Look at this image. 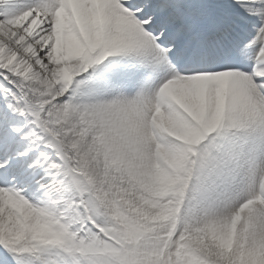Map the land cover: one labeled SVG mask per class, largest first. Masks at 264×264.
Segmentation results:
<instances>
[{
    "label": "snow or ice",
    "instance_id": "snow-or-ice-1",
    "mask_svg": "<svg viewBox=\"0 0 264 264\" xmlns=\"http://www.w3.org/2000/svg\"><path fill=\"white\" fill-rule=\"evenodd\" d=\"M0 264H264V0H0Z\"/></svg>",
    "mask_w": 264,
    "mask_h": 264
}]
</instances>
